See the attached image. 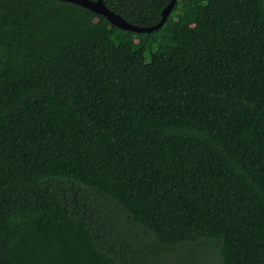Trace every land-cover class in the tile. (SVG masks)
<instances>
[{
  "label": "trees",
  "instance_id": "1",
  "mask_svg": "<svg viewBox=\"0 0 264 264\" xmlns=\"http://www.w3.org/2000/svg\"><path fill=\"white\" fill-rule=\"evenodd\" d=\"M193 246L264 264V0H0V264Z\"/></svg>",
  "mask_w": 264,
  "mask_h": 264
},
{
  "label": "water",
  "instance_id": "2",
  "mask_svg": "<svg viewBox=\"0 0 264 264\" xmlns=\"http://www.w3.org/2000/svg\"><path fill=\"white\" fill-rule=\"evenodd\" d=\"M64 1L73 2V3H76V4H78L84 8H88L94 12H97V13L103 15L112 24H114L120 28L131 30L134 32H149V31H152V30L160 27L164 23V21L166 20L167 16L169 15V13H170V11H171L174 3H175V0H170V2L161 11V19L156 24L151 25V26H138V25H134L130 22H127L121 16H119L118 14H115L114 12L109 10L105 6V4L103 3L102 0H64Z\"/></svg>",
  "mask_w": 264,
  "mask_h": 264
},
{
  "label": "rangeland",
  "instance_id": "3",
  "mask_svg": "<svg viewBox=\"0 0 264 264\" xmlns=\"http://www.w3.org/2000/svg\"><path fill=\"white\" fill-rule=\"evenodd\" d=\"M194 253L187 257L186 255L180 256L173 264H218V247L213 246L208 249H201L199 246H193ZM196 257V258H195ZM174 257H172L173 259Z\"/></svg>",
  "mask_w": 264,
  "mask_h": 264
}]
</instances>
